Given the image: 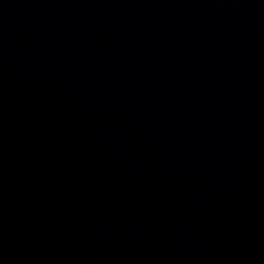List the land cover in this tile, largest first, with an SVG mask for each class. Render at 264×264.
Masks as SVG:
<instances>
[{
  "label": "water",
  "instance_id": "95a60500",
  "mask_svg": "<svg viewBox=\"0 0 264 264\" xmlns=\"http://www.w3.org/2000/svg\"><path fill=\"white\" fill-rule=\"evenodd\" d=\"M0 264H264V0H0Z\"/></svg>",
  "mask_w": 264,
  "mask_h": 264
}]
</instances>
